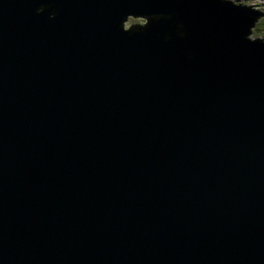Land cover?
I'll list each match as a JSON object with an SVG mask.
<instances>
[{
    "label": "water",
    "instance_id": "95a60500",
    "mask_svg": "<svg viewBox=\"0 0 264 264\" xmlns=\"http://www.w3.org/2000/svg\"><path fill=\"white\" fill-rule=\"evenodd\" d=\"M257 10L0 0V264H264Z\"/></svg>",
    "mask_w": 264,
    "mask_h": 264
},
{
    "label": "rangeland",
    "instance_id": "374dc122",
    "mask_svg": "<svg viewBox=\"0 0 264 264\" xmlns=\"http://www.w3.org/2000/svg\"><path fill=\"white\" fill-rule=\"evenodd\" d=\"M238 1H241V0H238ZM247 1H249V0H247ZM257 2L255 3V5H259V3L264 7V0H256ZM253 5V4H252ZM134 24H145V23H137V20H136V18H133V17H131L130 19H129V22L127 23V25H126V27L127 28H129L130 27V25H134ZM258 33H260V32H258ZM260 34H262V33H260ZM263 35V34H262Z\"/></svg>",
    "mask_w": 264,
    "mask_h": 264
},
{
    "label": "trees",
    "instance_id": "16d2710c",
    "mask_svg": "<svg viewBox=\"0 0 264 264\" xmlns=\"http://www.w3.org/2000/svg\"><path fill=\"white\" fill-rule=\"evenodd\" d=\"M255 6H257V5H255ZM257 30H258V32L262 33L263 35H257L255 37L264 38V17L256 25V31Z\"/></svg>",
    "mask_w": 264,
    "mask_h": 264
},
{
    "label": "bare ground",
    "instance_id": "6f19581e",
    "mask_svg": "<svg viewBox=\"0 0 264 264\" xmlns=\"http://www.w3.org/2000/svg\"><path fill=\"white\" fill-rule=\"evenodd\" d=\"M252 6H254V5H252ZM254 8H255V6H254ZM258 9V8H257Z\"/></svg>",
    "mask_w": 264,
    "mask_h": 264
}]
</instances>
